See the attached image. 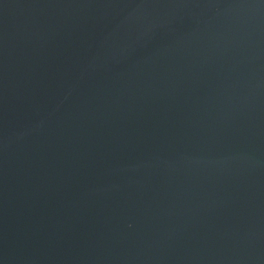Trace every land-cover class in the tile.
<instances>
[{
  "label": "water",
  "instance_id": "obj_1",
  "mask_svg": "<svg viewBox=\"0 0 264 264\" xmlns=\"http://www.w3.org/2000/svg\"><path fill=\"white\" fill-rule=\"evenodd\" d=\"M0 264H264V0H0Z\"/></svg>",
  "mask_w": 264,
  "mask_h": 264
}]
</instances>
